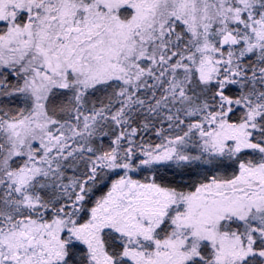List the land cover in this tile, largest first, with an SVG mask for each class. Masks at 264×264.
I'll return each mask as SVG.
<instances>
[{"label": "snow or ice", "instance_id": "6c2138e0", "mask_svg": "<svg viewBox=\"0 0 264 264\" xmlns=\"http://www.w3.org/2000/svg\"><path fill=\"white\" fill-rule=\"evenodd\" d=\"M0 264H264V0H0Z\"/></svg>", "mask_w": 264, "mask_h": 264}]
</instances>
